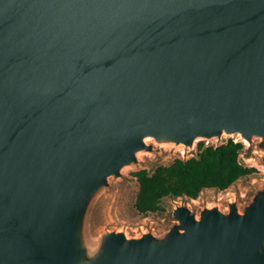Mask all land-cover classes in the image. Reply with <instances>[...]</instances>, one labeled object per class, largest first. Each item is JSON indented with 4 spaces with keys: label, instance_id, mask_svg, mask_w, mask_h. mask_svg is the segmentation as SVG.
Wrapping results in <instances>:
<instances>
[{
    "label": "water",
    "instance_id": "95a60500",
    "mask_svg": "<svg viewBox=\"0 0 264 264\" xmlns=\"http://www.w3.org/2000/svg\"><path fill=\"white\" fill-rule=\"evenodd\" d=\"M264 151V0H0V264H264V188L163 235L83 227L146 139Z\"/></svg>",
    "mask_w": 264,
    "mask_h": 264
},
{
    "label": "rangeland",
    "instance_id": "374dc122",
    "mask_svg": "<svg viewBox=\"0 0 264 264\" xmlns=\"http://www.w3.org/2000/svg\"><path fill=\"white\" fill-rule=\"evenodd\" d=\"M230 139L241 141L245 145L240 161L247 166L256 167V173L240 178L223 191L204 189L197 199L186 196L165 197L161 201L162 210L159 212L145 216L136 210L134 203L139 182L134 176L135 172L141 169L153 172L161 165H170L176 158L196 156L200 142L217 146ZM259 140L254 138L253 146L250 147L238 134H224L221 138H197L194 149H190L174 143H158L153 139H146L148 145H153V150L138 151L137 162L125 165L119 177L110 176L108 185L102 188L91 203L83 227L88 253H96L107 231L125 232L127 237H139L145 232L163 235L177 223L172 212L178 205H187L198 217L205 207L218 206L222 211H227L231 202H236L242 211L253 199L255 192L264 188V151L259 147Z\"/></svg>",
    "mask_w": 264,
    "mask_h": 264
},
{
    "label": "trees",
    "instance_id": "16d2710c",
    "mask_svg": "<svg viewBox=\"0 0 264 264\" xmlns=\"http://www.w3.org/2000/svg\"><path fill=\"white\" fill-rule=\"evenodd\" d=\"M245 145L233 139L220 145L200 142L198 153L188 159L176 158L170 165H161L153 172L141 169L134 173L139 191L134 203L142 215L162 210L163 198L189 197L197 199L204 189L223 191L257 168L240 161Z\"/></svg>",
    "mask_w": 264,
    "mask_h": 264
},
{
    "label": "bare ground",
    "instance_id": "6f19581e",
    "mask_svg": "<svg viewBox=\"0 0 264 264\" xmlns=\"http://www.w3.org/2000/svg\"><path fill=\"white\" fill-rule=\"evenodd\" d=\"M181 146H183V145H181ZM184 147V146H183Z\"/></svg>",
    "mask_w": 264,
    "mask_h": 264
}]
</instances>
